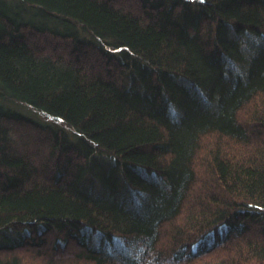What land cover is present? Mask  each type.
Returning a JSON list of instances; mask_svg holds the SVG:
<instances>
[{
	"label": "trees",
	"instance_id": "trees-1",
	"mask_svg": "<svg viewBox=\"0 0 264 264\" xmlns=\"http://www.w3.org/2000/svg\"><path fill=\"white\" fill-rule=\"evenodd\" d=\"M70 244L264 264V0H0V264Z\"/></svg>",
	"mask_w": 264,
	"mask_h": 264
},
{
	"label": "rangeland",
	"instance_id": "rangeland-1",
	"mask_svg": "<svg viewBox=\"0 0 264 264\" xmlns=\"http://www.w3.org/2000/svg\"><path fill=\"white\" fill-rule=\"evenodd\" d=\"M43 39H42V41L43 42H48V41H50V39H52V37L51 36H48V35H45V37H42ZM54 41H56V42H58L57 41V39L55 38L54 39ZM60 44V46H63V44H61V43H59ZM53 48V47H52ZM55 49V48H54ZM60 50H58V52H59ZM30 130V129H29ZM29 130H28V132H29ZM32 132V131H31ZM254 227H256V226H254ZM50 236H52V235H49V236H47V237H49V238H51ZM214 237V234L212 233L210 236H208V238L210 239V238H213ZM49 238H47V239H49ZM52 239H53V237H52ZM49 247V246H48ZM53 247V246H52ZM47 249V248H46ZM53 248H51L50 249V247L47 249L49 252H52L51 250H52ZM77 250V247H75V245L73 244V245H71L70 244V247H68V251L67 252H69V253H65V254H68L65 258H67L68 256H69V258H67V259H63L64 260V262L67 264V263H69L68 261H70L71 259H73V257L71 256L72 254H73V252L74 251H76ZM72 253V254H71ZM26 254H28V253H26ZM30 254H33V255H35L33 252H31ZM30 254H28V255H30ZM71 254V255H70ZM26 256V255H25ZM72 257V258H71Z\"/></svg>",
	"mask_w": 264,
	"mask_h": 264
}]
</instances>
